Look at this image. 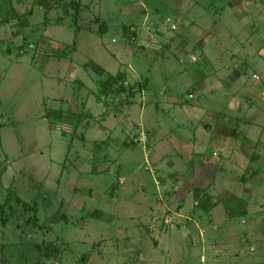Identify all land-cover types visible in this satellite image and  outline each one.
Returning a JSON list of instances; mask_svg holds the SVG:
<instances>
[{
	"label": "rangeland",
	"instance_id": "374dc122",
	"mask_svg": "<svg viewBox=\"0 0 264 264\" xmlns=\"http://www.w3.org/2000/svg\"><path fill=\"white\" fill-rule=\"evenodd\" d=\"M15 1L0 264H264V0Z\"/></svg>",
	"mask_w": 264,
	"mask_h": 264
},
{
	"label": "crops",
	"instance_id": "0c3cea01",
	"mask_svg": "<svg viewBox=\"0 0 264 264\" xmlns=\"http://www.w3.org/2000/svg\"><path fill=\"white\" fill-rule=\"evenodd\" d=\"M13 1H15V0H2V4H1V6H7L6 7V10H8V5H10V9H13L14 7L12 6V3H13ZM17 1V0H16ZM15 1V2H16ZM66 4H67V6L69 5V6H71V5H73L74 4V6H76V5H78V4H76L75 2V0H70V1H64ZM56 3V0L55 1H52L51 2V5L50 6H52V4H53V6L54 5H57V4H55ZM57 7L59 8V6L57 5ZM50 7L49 6H46V7H41V10H44L45 9V11L44 12H46L47 11V9H49ZM16 9V8H15ZM15 9H13L14 11H15ZM2 10H3V8H2ZM18 12V11H17ZM25 13H26V11H25ZM30 14H32V9L30 10V12H29V15ZM18 15H21V14H19V12H18ZM76 16H77V13H76ZM57 21V22H56ZM48 22H50V21H47V19H44L43 20V23H41L42 25H43V29L44 30H46L47 29V25H46V23H48ZM26 23H29V24H31V22H26V20H24V25L26 24ZM56 24L58 25H62V20H61V17H56V19H55V24H54V27L53 28H58L57 26H56ZM52 25V22L50 23V25H48V26H51ZM63 26V25H62ZM36 29V28H38L39 29V25H37V26H33L31 29ZM70 28V27H69ZM72 29H73V31H75V30H77V29H80L81 27L79 26V27H71ZM89 32H92V33H95V30L94 29H92V28H89V27H85ZM29 29V28H28ZM100 29V28H99ZM105 29V31H103ZM106 30H107V28H105V27H102L101 28V30H99L97 33L98 34H100V35H103V34H105L106 33ZM31 34H33L34 33V31H31L30 32ZM42 35V34H41ZM48 35V34H47ZM113 39V38H112ZM55 45V44H54ZM74 45H76L75 43H73V47H74ZM74 49H75V47H74ZM89 63L91 64V62L89 61ZM211 93H213V92H211ZM89 98V97H88ZM92 98L93 99H87V105H86V103H85V107H84V112H85V114L84 115H87V117L88 116H90V117H93V111H98V112H100V110L103 108V106H104V103L102 102V101H100V99L99 98H94L93 96H92ZM70 101L71 100H69V99H64V102H62V98L60 99V102L61 103H63V104H65V105H68L69 103H70ZM60 108V107H59ZM105 112V111H104ZM63 114H65V115H67V116H69L70 117V114H67V113H63V112H60V115H61V117L63 116ZM106 114V113H105ZM75 114H72V116H74ZM69 119H67V121H64V123H61L62 125H63V128H65V126H67L68 127V129L70 128V124H69V122L71 121V120H69ZM73 126H75V125H73ZM74 128V127H73ZM87 133H86V135H83V138L84 139H88V140H90L89 139V135L92 133V135H94L93 134V130H94V128H93V126H88L87 128ZM106 129H108V128H106V127H104V125H103V130L102 131H98L99 133L101 132H103L104 130H106ZM112 131V130H111ZM97 131H95V133H98ZM97 139H94V141H96ZM97 144H99L98 142H95V147H97L98 145Z\"/></svg>",
	"mask_w": 264,
	"mask_h": 264
},
{
	"label": "built area",
	"instance_id": "2783aa9c",
	"mask_svg": "<svg viewBox=\"0 0 264 264\" xmlns=\"http://www.w3.org/2000/svg\"><path fill=\"white\" fill-rule=\"evenodd\" d=\"M172 26H174V25H172Z\"/></svg>",
	"mask_w": 264,
	"mask_h": 264
}]
</instances>
